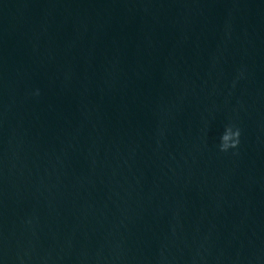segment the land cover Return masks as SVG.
Here are the masks:
<instances>
[{
	"label": "water",
	"instance_id": "1",
	"mask_svg": "<svg viewBox=\"0 0 264 264\" xmlns=\"http://www.w3.org/2000/svg\"><path fill=\"white\" fill-rule=\"evenodd\" d=\"M0 264H264V0H0Z\"/></svg>",
	"mask_w": 264,
	"mask_h": 264
},
{
	"label": "clouds",
	"instance_id": "2",
	"mask_svg": "<svg viewBox=\"0 0 264 264\" xmlns=\"http://www.w3.org/2000/svg\"><path fill=\"white\" fill-rule=\"evenodd\" d=\"M241 130L235 124H227L220 138V150L227 152L230 148L238 147Z\"/></svg>",
	"mask_w": 264,
	"mask_h": 264
}]
</instances>
